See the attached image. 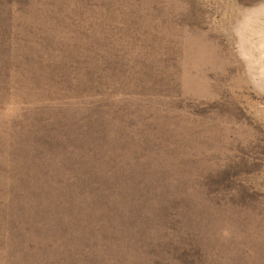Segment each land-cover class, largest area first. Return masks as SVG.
<instances>
[{"label": "rangeland", "instance_id": "1", "mask_svg": "<svg viewBox=\"0 0 264 264\" xmlns=\"http://www.w3.org/2000/svg\"><path fill=\"white\" fill-rule=\"evenodd\" d=\"M0 264H264V0H0Z\"/></svg>", "mask_w": 264, "mask_h": 264}]
</instances>
